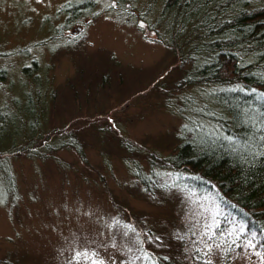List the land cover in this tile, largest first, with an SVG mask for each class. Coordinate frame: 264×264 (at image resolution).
Listing matches in <instances>:
<instances>
[{"label": "rangeland", "instance_id": "rangeland-1", "mask_svg": "<svg viewBox=\"0 0 264 264\" xmlns=\"http://www.w3.org/2000/svg\"><path fill=\"white\" fill-rule=\"evenodd\" d=\"M67 1L76 0H0V47L31 44L34 54L33 45L54 30L42 18ZM96 1L64 39L35 50L49 66L40 92L46 127L71 124L77 143L66 149L56 141L54 152L11 160L18 198L6 200L0 185V264H161L180 250L175 236L204 263L239 258L237 248L227 254L220 245L218 229L230 220L235 238L243 221L222 207L215 187L182 186L158 166L159 197L146 193L133 159L150 175L148 155L167 156L183 124L155 88L172 54L132 5ZM21 62L0 59L14 79ZM8 86L0 83L9 98Z\"/></svg>", "mask_w": 264, "mask_h": 264}, {"label": "trees", "instance_id": "trees-1", "mask_svg": "<svg viewBox=\"0 0 264 264\" xmlns=\"http://www.w3.org/2000/svg\"><path fill=\"white\" fill-rule=\"evenodd\" d=\"M121 2L132 5L157 41L171 51L164 64L167 74L155 88L165 94V108L183 123L167 156L160 158L155 151L148 155L150 175L133 159L146 193L154 199L158 196L153 171L158 166L171 171L182 186L215 187L222 207L242 220L245 228L236 239L227 232L226 222L231 221L221 224L220 245L227 254L237 248L239 258L227 256L219 264H264V0ZM96 4V0L67 1L45 15L43 26L50 24L54 30L52 36L33 45L34 54L31 44L0 47V59L22 61L16 79L10 77L8 66L0 64V83H7L11 94L8 98L0 90V185L6 200L8 196L18 198L11 165L14 157L35 155L44 148L54 152L56 141L61 148L70 149L77 141L71 124L46 127L40 92L46 91L49 66L33 56L39 46L44 52L46 45L64 39L72 23L87 16ZM60 16L64 21L56 25ZM142 233L148 236L152 232ZM171 240L180 250L171 261L161 258V264H210L192 254L182 239L175 236ZM249 240L254 247L248 246ZM240 255L246 258L242 261Z\"/></svg>", "mask_w": 264, "mask_h": 264}, {"label": "snow or ice", "instance_id": "snow-or-ice-1", "mask_svg": "<svg viewBox=\"0 0 264 264\" xmlns=\"http://www.w3.org/2000/svg\"><path fill=\"white\" fill-rule=\"evenodd\" d=\"M218 226H219V225H217V227H218ZM233 231H235V229H233ZM244 231H245V228H244L243 226H240V228H239V232H240V233H243ZM231 234H232V232H229V235H231ZM253 235H254V234H253ZM236 239H239V236H237ZM232 243L235 244V243H236V240H233ZM248 246L254 247L255 245H253V244H252V241L249 240V241H248ZM93 264H97V262H96V261H93ZM98 264H103V261H99Z\"/></svg>", "mask_w": 264, "mask_h": 264}]
</instances>
